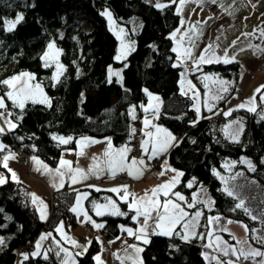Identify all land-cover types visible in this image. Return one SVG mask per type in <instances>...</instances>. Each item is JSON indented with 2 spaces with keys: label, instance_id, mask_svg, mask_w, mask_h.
<instances>
[{
  "label": "trees",
  "instance_id": "16d2710c",
  "mask_svg": "<svg viewBox=\"0 0 264 264\" xmlns=\"http://www.w3.org/2000/svg\"><path fill=\"white\" fill-rule=\"evenodd\" d=\"M155 1L0 0V94L15 123L13 129L0 132V141L4 143L0 156L5 150L18 149L54 168L66 150L74 147V140L60 145L53 139L54 134L73 139L108 136L115 146L125 144L134 123L126 107L144 103L147 95L153 94L161 100L159 124L179 138L167 153L170 166L182 176L176 190L188 196L197 184L206 185L212 208L204 211V216L221 215L230 222H241L250 239L255 221L236 204L232 195L224 192L213 171L220 170L225 159L236 160L244 155L254 165L249 176L264 187V119L258 118L257 107L248 110L234 106L197 118L193 100L179 90L181 68L175 64L170 39L179 16L173 3L159 9ZM104 8L110 9L134 40L133 49L123 61L120 83L107 78L108 68L119 67L123 62L115 60L117 39L101 14ZM134 17L140 22L136 31L131 25ZM15 18L18 20L8 28L7 21ZM81 22L88 24L89 30H83ZM50 43L60 49L63 70L57 79L53 66L42 60ZM239 71L238 62H216L203 64L192 76L209 72L236 80ZM21 73L33 75L48 96L49 104L26 102L18 107L6 97L5 77ZM263 92L264 86L257 98ZM234 118L244 121L243 133L238 141L228 142L223 139L221 128ZM188 182L192 186H187ZM80 190L89 191L94 198L107 193L89 186L77 190L65 187L53 193L50 215L43 220L30 204L29 194L19 185L10 181L0 185V243L3 236L9 235L0 251V264H16L19 252L30 251L41 230L54 234L61 222L73 227L68 210ZM123 204L120 206L124 215L95 217L100 233L107 240L119 236L122 226L134 224L131 212ZM198 240L184 241L176 233L173 236L154 233L142 246L141 262L208 264L210 257L203 254L205 247ZM88 244L75 264H94L99 243L91 238ZM21 264H57V260L28 256Z\"/></svg>",
  "mask_w": 264,
  "mask_h": 264
},
{
  "label": "crops",
  "instance_id": "0c3cea01",
  "mask_svg": "<svg viewBox=\"0 0 264 264\" xmlns=\"http://www.w3.org/2000/svg\"><path fill=\"white\" fill-rule=\"evenodd\" d=\"M155 3L159 9L173 3L174 11L179 16V24L174 30L180 37L185 33L186 41L181 40L186 48L184 57L189 58L188 56L196 51L193 59L185 62L187 73L180 72L179 90L183 76H190L192 81H200L198 82L199 100L204 114L220 108L221 103H225V99L229 102L234 95L240 94L242 100L246 88L256 80L260 79L264 84V0H156ZM228 30L230 33L227 36L228 43L234 48L219 61L241 62L245 69L242 77L238 76L236 80L223 82L220 77H216V74L209 72L192 76L203 64L214 63L216 56L214 51L222 50V45L226 41L223 35ZM170 39L173 46V38ZM212 87H215V91L211 95ZM6 97L9 99L7 93ZM9 100L14 103L12 99ZM236 104L235 102L230 107H235ZM160 107V98L153 94H148L144 103L126 107L134 122L133 129L138 131L141 138L138 158L128 157L126 146L124 144L115 146L108 136L96 138L81 136L75 139L64 136L62 138L64 140L61 141L53 138L60 145L74 140V147L66 150L54 168L36 156H29L25 162H19L14 149L4 151L0 156V185L6 181L19 185L23 192L29 194L30 204L43 220H47L50 215L51 196L65 187L77 190L89 186L94 190L107 192L94 198L90 197L89 191H78L72 207L69 208L72 217L69 221L70 223L73 221L76 225L72 227L71 224L61 222L54 234L41 230L31 250L19 252L16 264H21L28 256L34 257L33 252L37 249V244L42 242L45 247L40 248L38 255L47 259L46 244L52 242L56 247H61L59 230L69 233L71 229L72 233L76 234L79 244H85L91 236L107 241L102 234L100 235V224L95 221V217L124 215L121 202L124 203L125 209L136 214L131 217L134 224L130 235H123L125 229L121 228L122 235L110 242L107 241L108 250L113 255L114 251H126L128 247H132L130 241L133 239L140 240L144 244L154 233L169 236L173 227L157 228L155 221L160 220L164 213L173 216L179 210V203H182V207L178 212L181 218L178 219L184 220L187 226L191 223V227L194 228L193 233H186L191 235L186 240H197V235L207 228L206 225L216 222L217 218L210 215L213 218L208 224L206 223L207 217L204 216V211L212 208V199L209 198L206 207L199 202L196 192L202 188L200 184H197L188 196L176 190V185L182 176L178 169L170 166L167 153L176 145L179 138L159 124ZM14 126L15 123L5 104L1 102L0 132L11 130ZM3 148L4 143L0 141V151ZM120 172H125L129 179L126 181L117 179ZM187 186H192V182H188ZM184 202H188L191 206L189 211L183 207ZM138 218L142 220L140 223ZM183 224L176 230L181 240L185 235ZM202 247L214 251V255L208 260L216 264L214 259L216 249L205 245ZM141 249L140 245L133 247V251L140 255L139 259H141ZM239 256L237 253L236 263L245 264ZM261 257L264 260V254ZM114 263L119 264V260L114 259ZM251 264H264V261Z\"/></svg>",
  "mask_w": 264,
  "mask_h": 264
},
{
  "label": "rangeland",
  "instance_id": "374dc122",
  "mask_svg": "<svg viewBox=\"0 0 264 264\" xmlns=\"http://www.w3.org/2000/svg\"><path fill=\"white\" fill-rule=\"evenodd\" d=\"M101 14L105 18L109 30L114 34V36L117 39V51L115 55V60L119 62H123L125 61V58L128 55V53L134 47V40L127 35L124 25L117 22L116 18L113 16L109 8H104L101 11ZM17 20L18 18L8 20L7 27L8 28L12 27ZM131 25L133 27V31H136L140 26V22L137 18L134 17L131 19ZM80 27L83 30H89L90 28L89 25L84 22L80 23ZM61 31L59 33V36L62 35ZM173 33L175 34L173 35ZM229 34L230 33L228 30L223 35L226 41L224 45H222V50L214 51V54L216 55L214 59V63L220 62L219 60H221V58H223L225 54H227L228 52H232L234 46L228 43L227 36H229ZM184 36L185 33H183L182 36L180 37V35H178L175 30L174 32H172V34H170V37L173 38L172 50L176 54L177 61L175 64L181 68V72L187 73L185 62L187 60L193 59V57L196 54V51L194 50V53L188 56L189 58L184 57L186 53V48L184 42L181 41V40L186 41V39H184ZM59 56H60V49L54 43H50L42 54L43 63L45 65L53 66L54 68V75H53L54 79H57L63 70V66L60 63ZM197 61H199V59ZM124 65L125 63L123 62L122 65L119 67H112V66L109 67L107 72L108 80L115 79L116 82L120 83L122 78V69ZM239 65H240L239 77L241 78L243 73L245 72V69L241 62H239ZM197 66L198 65H196V67ZM211 74H216V77L217 78L220 77L223 80V82L224 80L226 81L233 80V77L223 76L218 73H211ZM183 77L184 79L183 80L181 79L182 81L180 83V88H181L180 93L190 97L193 100V108L198 116L197 117L198 119L212 112L214 113H218L221 111L225 112L228 109H230L231 107L229 106L233 105L235 102L237 103L235 107H245L248 110H254L257 107L256 110L258 111L257 114L258 118L264 119V92L260 95L259 98H257V93L264 86L263 81H260V79L256 80L253 84H251V86L246 88L242 100L240 96L234 95L233 97L234 99L230 100L229 102L227 99H225L224 106H220V108H217L213 111H209L208 113L204 114L202 112V108L200 106V100H199L200 90H199L198 82L200 83V81H194V80L192 81L190 76H183ZM4 81L5 84L7 85L6 92L9 99H12V101H14V103L18 107H22L26 102H34L44 105L49 104L48 96L38 86L31 73H21L12 76L10 78L5 77ZM211 90L212 92L210 94L212 95L213 92L215 91V87H212ZM1 102L5 104V98L1 97L0 94V103ZM226 102H228L229 105H227L228 103ZM133 127L134 125L132 126V130L130 131L131 132L130 136L132 137L139 135L138 131L134 130ZM243 127H244V121L241 120L240 118H234L228 120L226 123L223 124L221 128L223 139H225L228 142L238 141L243 133ZM138 137H140V135ZM53 138L57 140L60 139V141L64 140L62 139L64 137L56 134H54ZM126 144L127 143L124 144L126 146V155L128 157L137 158V157H133L129 153L128 146ZM262 160L264 161V156ZM223 163L224 164L222 168L220 170L215 169L213 171V174H215L216 177L219 179L224 192L228 193L229 195H232L236 201V204L239 205L240 207H243L247 215H250V217L255 221L256 227L253 231L254 236L250 239L247 237V227L244 226L243 223L230 222L229 219L225 218L224 216L212 215L217 218L216 222L213 221L210 225H206L207 228L205 227L206 229L204 231H201L197 235L198 237L197 239H199L198 241L201 245L210 246L213 249H216V256L214 258L216 264H228V263L237 264L236 263L238 261L237 253L238 255H240L239 257L244 261L245 264L258 263V262L262 263L264 261L262 260L261 257L264 254V187L249 176V172L254 170V165L247 156L245 157L244 155H242L236 158V160L225 159ZM119 174H124L128 178L125 172H120ZM200 186L202 188L196 192V196L199 202L202 203L204 207H206V203L208 202L209 198H211V196H209L206 185L200 184ZM52 204H54V202H51V205ZM178 206H179L178 212H180L181 210L180 207H182V203H179ZM183 207L186 208L187 211L191 209V206L188 205V202H184ZM129 209L132 210V208ZM178 212L174 213L173 216H167L169 214L164 213L160 217V220L155 221L157 228L168 229L170 227H173L171 233L168 234L169 236H173V234L176 233V230H178L180 225L184 223V220L178 219L181 218L179 217L181 216V214L178 215ZM135 214L136 212L131 213L132 216ZM210 215L211 214L206 215L207 224L213 218ZM69 218H72L70 213H69ZM186 224L187 223L185 222L182 225L183 228L185 227V235L183 237V240H186L191 236L186 234L187 232L193 233L194 230V228L191 227V223H189L188 226ZM75 225L76 224H73V227ZM132 226L133 225L122 226V229H125L123 235L124 234L126 236L130 235ZM59 232L61 238L58 239L61 247L58 248L52 242H49L48 244H46L45 251H48V254L47 256L46 255L45 256L47 260H49L50 257H54L57 260V264H75L77 258L86 251L87 247L89 246L88 243L90 242L93 236H91L90 240L87 241L85 244L84 243L79 244L76 234L72 233L71 229L69 230V233H67V231L65 230H63V232L59 230ZM101 234L102 233H100V235ZM50 235L52 234L50 233ZM8 236L9 235H5L2 237L0 243V251L4 249L5 241L7 240V238H9ZM162 236H166V235H162ZM95 239L97 243H99V249L94 255L95 264H101V263L116 264L117 262L115 261L116 263H114V259L119 260V264H143L141 262V259H139L140 255H138V253L133 251V247L137 245H140L141 247L143 246L142 241L133 239L132 241H130L132 247H128L126 251L124 250L121 252L114 251V255H113L110 254L108 250L109 248L107 245L109 243L107 241L110 242L114 238L106 241L105 239L100 240V238L96 236ZM42 246L45 247L43 242L37 244V249L35 250V252H33L34 256L38 255L39 250ZM108 256H110L111 258L107 259Z\"/></svg>",
  "mask_w": 264,
  "mask_h": 264
},
{
  "label": "built area",
  "instance_id": "2783aa9c",
  "mask_svg": "<svg viewBox=\"0 0 264 264\" xmlns=\"http://www.w3.org/2000/svg\"><path fill=\"white\" fill-rule=\"evenodd\" d=\"M251 77H253V76H251ZM227 105H229V103L227 104ZM137 135V134H136ZM139 135H137V136H131L130 138H129V140H128V142H127V146H128V151H129V153L133 156V157H137L138 158V156H139V154H140V146H139V144H140V137H138ZM15 150V152L17 153V157H18V160H19V162H25V160L28 158V156H27V154L26 153H24L23 151H20V150H18V149H14ZM117 178L119 179V180H121V181H126V180H128V178L126 177V175H124V174H119L118 176H117ZM51 202H54V198H53V195L51 196V198H50V203ZM138 220H139V223L142 221L141 220V218H138ZM102 235L105 237V234L104 233H102ZM202 252H203V254L204 255H206L207 257L208 256H212L213 255V250H211V249H207V248H202ZM208 264H212L211 262H208Z\"/></svg>",
  "mask_w": 264,
  "mask_h": 264
}]
</instances>
